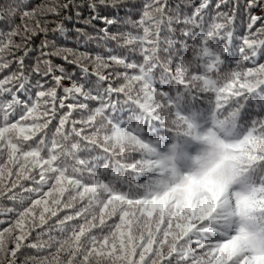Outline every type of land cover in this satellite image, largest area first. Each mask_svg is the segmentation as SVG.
Here are the masks:
<instances>
[{"label": "trees", "instance_id": "16d2710c", "mask_svg": "<svg viewBox=\"0 0 264 264\" xmlns=\"http://www.w3.org/2000/svg\"><path fill=\"white\" fill-rule=\"evenodd\" d=\"M201 2L0 0V79L90 91L70 117L0 98V264L29 233L15 264H264V58L244 0Z\"/></svg>", "mask_w": 264, "mask_h": 264}, {"label": "snow or ice", "instance_id": "6c2138e0", "mask_svg": "<svg viewBox=\"0 0 264 264\" xmlns=\"http://www.w3.org/2000/svg\"><path fill=\"white\" fill-rule=\"evenodd\" d=\"M71 2V0H70ZM103 3V0H101ZM226 2V0H225ZM245 2V11L248 13L249 23L247 25L249 29V33L245 35L242 38V47L241 51H243L244 46H247L249 49H253L259 52V55L264 58V39H255L256 37H264V26L260 28H256L255 32H252V29L257 25L258 22L264 21V15H255L253 14L256 9H262L264 10V0H244ZM239 2L235 5V8L233 10V15L229 16V23H233L235 19V11L239 9ZM62 8H67L68 5H62ZM90 7L95 10V4L90 5ZM208 7L207 0H202L200 5L197 6L195 11L197 13L201 12L202 10L206 9ZM220 5H217V8H219ZM47 11L56 13L58 12V9L55 7L48 8ZM33 15L32 12L25 11L23 13V17H31ZM221 15H227V14H221ZM97 17H93V19H96ZM104 20L106 24L111 25L113 23V20H108L106 17L101 18ZM56 30H62L61 26H57ZM32 32V35H35L36 32L32 31L30 29H25V32ZM40 31H46V28H41ZM55 31V30H54ZM19 28L13 29L8 34L4 35L3 38H0V53L5 52L6 50H10L12 47L20 48L21 45L15 44L12 37L19 35ZM29 39L31 37H28ZM27 54V50H25V55ZM55 55H59V52L53 53ZM82 56L84 54H81ZM66 58V57H65ZM97 61H101V57H96ZM8 61L0 60V72H2L5 69L9 68ZM44 63L48 65V70L45 75H48L53 72V69L51 67L50 61L45 60ZM20 67L23 68V58L21 57L19 60ZM99 67V65H98ZM35 71L39 72V68L35 69ZM85 72H87V69H84ZM94 75L98 77L99 80H106L107 77L100 74V72L95 71ZM26 77L24 74L21 73H12L11 75L4 76L2 79H0V98L4 96L10 97L11 103L15 106H20L21 104L24 105V107L28 111H33L35 109H38L40 107H44L46 109L45 114H50L51 116L55 117L57 114V101H58V107L59 109H64L66 106V101L69 99L76 100V104H67L68 111L64 113V117H70L72 112L76 110L77 105L79 104V98H87L90 94V91L85 90V87L83 85H78L76 83H73L71 87H64L63 92L64 96L58 95V89L61 87V81L62 77L60 76H53V80L55 81L56 87L49 88L47 90H40L36 92V101L31 104V106L28 105L27 101L21 100L20 96L22 91L24 90V80ZM5 84H12L17 85L18 87H8L7 90H5L4 85ZM37 87L43 88V85H41L39 82L37 83ZM0 103H5L2 99H0ZM13 223L16 222H9V228L12 227ZM7 229L2 228L0 229V232H3ZM30 237V233L28 235L18 236L17 241L18 243H15L11 246L10 254L13 258V264H15V259L18 256V253L22 251L23 247L25 246H31L27 244V241ZM240 264H254V261H252L250 258L246 260H242Z\"/></svg>", "mask_w": 264, "mask_h": 264}]
</instances>
